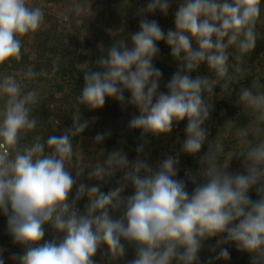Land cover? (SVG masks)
Segmentation results:
<instances>
[{"label":"clouds","instance_id":"obj_1","mask_svg":"<svg viewBox=\"0 0 264 264\" xmlns=\"http://www.w3.org/2000/svg\"><path fill=\"white\" fill-rule=\"evenodd\" d=\"M261 5L262 0H178L174 28L165 32L148 17L167 16L172 0H145L136 12L138 31L113 38L107 48L97 43L95 65L83 72L72 125L61 135L27 141L38 125L32 112L39 93L23 91L16 75L0 76V213L12 243L24 249L10 255L14 264H98V254L117 264L128 248L134 258L126 264H200L204 242L212 238L216 243L209 251L215 255L208 264L230 259L223 245L249 255L251 264H264V81L253 79L237 93L235 104L249 123L238 127L229 119L222 128L235 129L242 151L222 161L220 133L209 140L205 127L215 85H231L230 69L242 73L241 65L262 37L257 32ZM73 9L77 16L85 12L79 0ZM44 20L43 8L31 0H0V66L21 60L24 38L39 31ZM159 42L177 62L165 92L159 90L163 73L154 64ZM202 64L212 78H193ZM37 75L29 68L24 78ZM109 99L122 110L138 112L127 125L140 130L137 158L130 161L123 148L105 154L101 147L94 163L85 162L77 138L89 121L82 119L81 106L94 111ZM184 120L180 151L197 157L206 143L208 148L199 155V167L186 169V179H178V155H165L153 165L145 147L149 136L167 135ZM110 135L97 133L93 143L101 145ZM233 157L243 158V171H229ZM109 182L115 186L102 191ZM129 187L132 193L125 195ZM85 197L81 210L77 205ZM46 226L53 233L47 240ZM5 251L0 247V264Z\"/></svg>","mask_w":264,"mask_h":264},{"label":"rangeland","instance_id":"obj_2","mask_svg":"<svg viewBox=\"0 0 264 264\" xmlns=\"http://www.w3.org/2000/svg\"><path fill=\"white\" fill-rule=\"evenodd\" d=\"M77 0H31L34 6H40L43 8L45 13L44 24L33 34L30 38L25 37L23 40V46L21 49L20 61H13L11 65L0 66V76L4 74L16 75L17 79L20 80L23 91L35 90L37 92H45L48 99L52 98L49 92L56 94V98L60 100L70 93V89L66 87L63 82H66V72L61 70V75L57 74V64H61L62 67H67L71 56L74 55V49L77 51L78 57V67L82 70L88 68L89 60L91 55L98 52L96 45L98 42L103 41L105 47H109L113 42V38H119L122 36H127L129 33H133L139 30V19L140 17L136 14L137 9L145 5V0H79L85 8V12L77 16L73 9L74 3ZM178 0H172V8L169 10L167 16L160 14L159 12L154 15H149V19H155L158 21L160 26L167 32L168 29L174 28V12L177 7ZM130 4L126 9V5ZM90 5V6H89ZM262 12L260 20L257 24V32L259 36L257 44L253 52L246 58V62L241 65L243 71L242 73H235L234 69H230V74L233 77H243L251 78L253 76L256 79L264 81V0H262ZM47 33L53 35L52 39L48 42L49 50L42 57H38L39 53L37 50V40L40 34ZM113 33V36L112 34ZM57 39H65L66 45H69L72 41L76 45L74 49L60 52L57 48ZM158 47L160 48V54L154 59V64L156 60L162 58L167 60L170 55V49L164 42H159ZM232 51L231 49L229 50ZM27 57V59H24ZM176 62V61H175ZM177 63V62H176ZM31 68L38 75L34 78L27 79L24 78V73ZM197 75L209 76L212 78V74L209 72L206 64H202L200 68L196 71ZM74 86L79 91L83 87V77L80 79H73ZM162 75L160 83V91H167L165 85L168 82ZM215 96L213 97L214 109L210 115L209 120L206 122L205 127L209 132V140L215 139L217 136L218 140L223 142L224 152L220 157L222 161L227 162L230 156L235 152H240L242 149L238 146L237 137L235 135V129L231 131L223 130V125L229 119L233 120L238 127L246 126L249 123L250 117L242 113L240 109L236 106L235 100L236 95L230 90L228 94V99L233 103V106L239 109L237 111L238 115H242L241 119L235 120L236 112L231 109L227 111L226 118L223 123H220L217 119L216 112L218 107V102L222 97L223 84L218 83L215 85ZM76 89V90H77ZM225 89V88H224ZM127 96L128 94L125 93ZM51 101L50 106L53 110V115L47 120L46 125L43 128V138L46 139L49 135H61L64 129L71 127L72 125V109L68 103L65 105L61 104V101ZM62 100V99H61ZM115 101V100H114ZM118 107L117 116L120 120H123L122 127L116 128L115 126H105L100 119L99 115H90V111L87 109L81 110L82 115L91 124L90 128H87L82 134L81 138H77V142L80 145V149L85 157V162L91 160L95 162V157L98 154L99 148L103 147L107 152L115 149L123 148L124 152L127 154L129 160H135L137 158L136 147L141 143L140 130H131L126 127L128 121L133 115H138V112L133 107H128L126 110H122L121 105L115 101ZM75 108V107H74ZM124 117V119H123ZM121 126V125H120ZM56 129V130H55ZM55 130V131H54ZM105 131H110L111 135L101 145H95L93 143V137L97 133H103ZM38 135L34 132L29 133L27 141H30L32 136ZM41 135V134H40ZM186 138L185 130L178 128L177 131H173L167 135H162L160 137L149 136L147 139L149 143L145 147V157L148 159L150 164H155L157 161L162 160L165 155H173L179 157L180 171L178 173V179H186L184 173L186 169H192L195 171L198 167L199 155H202L207 151V143L201 150V153L197 157L187 155L180 151L181 145ZM74 143H76L74 141ZM242 157L237 159L233 157L229 161V171H243L241 166ZM121 173H117V177ZM94 180L88 181L84 180L85 183L91 184ZM114 184V182H111ZM115 185V184H114ZM187 188L191 192L193 185L189 181L187 183ZM132 193L131 187L127 189L125 195H130ZM81 210L83 208L78 204ZM204 249H209V246L215 245L216 238L209 239L204 242ZM0 247L7 249L9 256H3L5 264H14V262L9 259L12 253H23L24 249L12 243V238L7 232V218L0 213ZM222 247H227L229 251L234 253H239L234 245H223ZM103 251V249H102ZM134 258V250L131 248L127 249V254L124 259L117 262V264H126V261ZM98 264H109L107 258L98 254L95 257ZM238 262V261H236ZM219 264H234L226 263L223 261Z\"/></svg>","mask_w":264,"mask_h":264},{"label":"trees","instance_id":"obj_3","mask_svg":"<svg viewBox=\"0 0 264 264\" xmlns=\"http://www.w3.org/2000/svg\"><path fill=\"white\" fill-rule=\"evenodd\" d=\"M53 35L47 34V33H43L40 34L39 39L37 40V50L39 53L40 58H42L49 50V45L48 42L50 41V39L54 38L52 37ZM65 39H57V48L60 52L62 51H67V50H71L74 49V46L76 45L75 43H73L72 41L70 42L69 45H66V43L64 42ZM74 51V55L71 56V60H69L67 67H62L61 64H57V74L61 75V70L64 72H66V82H63V84L68 87L71 91L70 93L67 94V96L57 99L56 98V94H54L53 92H49L50 95L52 96V98L48 99L49 97H47V94H45V92H38L39 93V102L38 104L34 107V110L32 112V115L37 119L38 121V125L37 128L33 131L35 134H38L41 136H43V128L47 123V120L53 115V110H51V106H50V102L51 101H56L54 99H57V101H61L62 105H65L66 103L69 104V106L72 107V109H74V107L77 105V97L80 95L81 91H79L77 88V90L75 88H73L74 84V80L73 79H80L83 77V72L86 69L82 70L78 67V57H77V51L76 49L73 50ZM98 52H95L94 54H92L90 57L91 59L89 60V64L88 66L90 67H94L95 65V60L97 58ZM24 56H22L23 58ZM24 59H27V57H25ZM156 64L158 65V68L161 69L162 73H163V77L165 79L170 80L171 76L173 75V73L177 70V63L175 62V60L169 56L167 57V60H163L162 58H159L158 60H156ZM191 75L193 76V78H195V76H197V72H193L191 73ZM256 79L255 76L251 77V78H243V77H234L231 85L228 88H223L222 91V97L218 102V107H217V112H216V116L217 119L220 123H223L225 118H226V113L227 111H230L231 109H233L234 112H236L235 115V120L244 118L242 117V115H238L237 111H239V109H237L236 107L233 106V103L231 104V101L228 99V94L230 92V90L232 89V92H234V95L237 96V93L239 91V89L241 87H250L252 80ZM222 83V82H221ZM62 99V100H61ZM117 104H115V101L112 99H109L106 101L104 107L102 109H98V110H89L84 106H81V110L87 109L90 111V115L93 116H97L99 115L100 119H102V122L104 123L105 126H115L117 129L122 127V123L123 120L119 119V116H117V111H118V107L116 106ZM82 119H86L83 115H82ZM124 119V117H123ZM87 120V119H86ZM186 123L187 121H181L178 125L173 127V131H177L178 128H180L181 130H185L186 128ZM91 126V124H89ZM121 125V126H120ZM90 126L88 128H90ZM127 127V125H126ZM128 128V127H127ZM97 183L95 180L91 183V184H95ZM115 185L111 182H109L108 184H105L102 186V191H108L109 188L114 187ZM251 198L252 199H256V194L254 191H252L250 193ZM87 203V198L85 197L84 199H82L80 202H78V204L84 208V205ZM52 230L50 228H48L46 226V235H45V239H51L52 238ZM132 249V248H131ZM219 251V249H217V252ZM230 252V259L228 261H226V263H234V264H251V258L249 257V255H247L246 253H234L232 251ZM11 252H9L7 249L4 252L3 256H9ZM215 253H211L209 251V249H204L201 250V252L199 253L200 256V264H208V260L210 256H214ZM238 261V262H236ZM223 262V260H219V261H213V264H219Z\"/></svg>","mask_w":264,"mask_h":264}]
</instances>
